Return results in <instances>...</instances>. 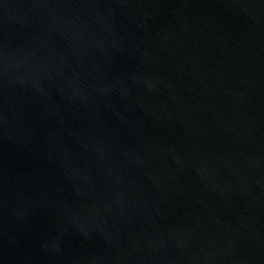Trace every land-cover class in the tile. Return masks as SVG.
I'll return each mask as SVG.
<instances>
[{
  "label": "water",
  "instance_id": "95a60500",
  "mask_svg": "<svg viewBox=\"0 0 264 264\" xmlns=\"http://www.w3.org/2000/svg\"><path fill=\"white\" fill-rule=\"evenodd\" d=\"M0 264H264V0H0Z\"/></svg>",
  "mask_w": 264,
  "mask_h": 264
}]
</instances>
